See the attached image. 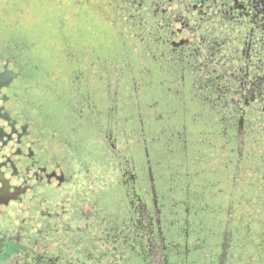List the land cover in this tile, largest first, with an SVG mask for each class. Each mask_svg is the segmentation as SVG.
<instances>
[{
    "label": "flooded vegetation",
    "instance_id": "obj_1",
    "mask_svg": "<svg viewBox=\"0 0 264 264\" xmlns=\"http://www.w3.org/2000/svg\"><path fill=\"white\" fill-rule=\"evenodd\" d=\"M0 264H264V0H0Z\"/></svg>",
    "mask_w": 264,
    "mask_h": 264
},
{
    "label": "snow or ice",
    "instance_id": "obj_2",
    "mask_svg": "<svg viewBox=\"0 0 264 264\" xmlns=\"http://www.w3.org/2000/svg\"><path fill=\"white\" fill-rule=\"evenodd\" d=\"M0 71H2V69H0Z\"/></svg>",
    "mask_w": 264,
    "mask_h": 264
}]
</instances>
